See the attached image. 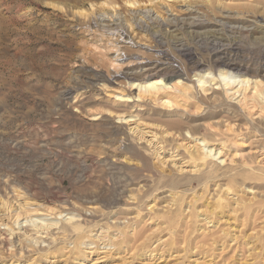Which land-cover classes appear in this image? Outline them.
Instances as JSON below:
<instances>
[{"label":"rangeland","instance_id":"obj_1","mask_svg":"<svg viewBox=\"0 0 264 264\" xmlns=\"http://www.w3.org/2000/svg\"><path fill=\"white\" fill-rule=\"evenodd\" d=\"M219 58L264 80V0H0V201L13 214L27 200L62 212L0 219V264H264V165L241 169L240 156L228 165L215 155L231 121L253 159L264 150V117L250 118L237 104L242 96L226 94ZM177 74L196 93L179 114L161 101L133 104L132 82ZM201 77L211 88L204 93ZM132 112L164 127L180 115L178 133L204 137L213 149L201 168L213 171L210 180L193 174L176 188L177 201L165 197L171 190L152 149L116 117ZM141 150L150 171L136 169ZM72 215L77 232L63 224ZM36 222L57 227L41 233Z\"/></svg>","mask_w":264,"mask_h":264},{"label":"bare ground","instance_id":"obj_2","mask_svg":"<svg viewBox=\"0 0 264 264\" xmlns=\"http://www.w3.org/2000/svg\"><path fill=\"white\" fill-rule=\"evenodd\" d=\"M128 1V0H127ZM219 1V0H218ZM132 3V1H130V4ZM137 3V1H136ZM166 5L169 8H173L175 5L174 3H168L166 2ZM177 4V3H175ZM103 7V6H102ZM176 7V6H175ZM216 10V9H215ZM251 13V12H250ZM198 26V25H197ZM219 61H217V65L221 66V68H223L220 71V76L223 78L221 79V81L223 82V85L225 87V92L226 94L229 96L231 94L230 91H233L232 95H236L237 93H239L240 97L237 104L240 108H242L243 110H245L247 113V115H249L250 118H252L254 116V114H258V117H264V80L260 79V78H256V79H251L241 75L239 69H237L236 67L234 68V63H232L230 60L227 59H218ZM235 70L237 71L236 73H239L240 76L238 74L234 75ZM213 71V70H212ZM245 72V71H244ZM195 74V73H194ZM118 75V74H117ZM181 75L177 74L175 75V79L171 78V80L169 79L167 82L163 80V78H154L155 80H149V81H135L132 82V85H128L131 86V91L132 92L134 89L136 90V94L133 96V104H136L138 107H142V105L144 106L145 103H151L154 106H156L157 102H162V105H165L166 107L169 106H173L175 109V112H181L180 110H178L177 108L179 106H182V103L185 104L186 99L188 100V97H191V95H193L192 97H196V93H191L192 92V85H190L189 83H186L184 81H182V79L180 78ZM161 77V76H160ZM134 78V77H133ZM153 79V78H152ZM138 80V79H137ZM193 80V79H192ZM195 80V79H194ZM199 87L200 90L204 93L207 90H210L211 88H209L208 86H206V83L209 81L207 79H205L204 77L199 78ZM197 81V82H198ZM211 81H215L214 84H218L217 82V78L214 77L213 79H211ZM221 82V83H222ZM212 85V84H211ZM121 86V85H120ZM119 86V87H120ZM127 87V86H126ZM211 87V86H210ZM108 88V87H107ZM216 89V88H214ZM114 92H116V96L119 97V99H123L125 100L124 97L126 98V102L128 103L129 101H131V96H128L127 93L124 90H119L117 88L113 89ZM134 90V91H135ZM105 91V90H104ZM216 93V97L213 99V101H218L220 99V96H218L220 93L218 91L213 90V96ZM76 93V92H75ZM132 94V93H131ZM133 95V94H132ZM199 95V94H198ZM212 96V95H211ZM137 98V99H135ZM118 100V99H117ZM119 101V100H118ZM222 102V101H220ZM190 103V102H189ZM114 104V103H113ZM218 104V103H216ZM215 104V107H216ZM135 105V107H137ZM147 106V105H146ZM149 106V105H148ZM219 106V105H218ZM145 107V106H144ZM165 107V108H166ZM191 107V106H190ZM198 107V106H197ZM93 108V107H92ZM202 108V107H201ZM200 108V109H201ZM210 108V107H209ZM167 109V108H166ZM169 109V108H168ZM170 110V109H169ZM216 110V108H215ZM214 110V111H215ZM218 110V109H217ZM241 111V110H240ZM92 112V111H91ZM95 112V111H94ZM101 112V111H100ZM242 112V111H241ZM98 113V112H97ZM89 114V113H88ZM130 115H126L125 113H120L117 114L116 117L123 121V123L125 122L126 124H128L129 126V133L130 134H135V136L137 137L138 142L143 141L144 143H147V145L152 149L151 152L154 155V158L156 159V161L159 162L160 167H162V172L163 174L160 175V180L165 181L166 185L168 186L171 190V193L168 195H166L165 197H171V196H177L179 194V191L176 190V188L178 186H180V184L182 183V181L184 182L185 180L191 181V178L193 177V174H199L196 175V178L199 181L202 180H206L207 178H210L213 176V171L210 168H206L204 169V171H202L203 169L201 168H205L207 161L209 159V156L213 149H208L207 147H203L206 146L209 141L204 138V137H193V135L191 137H187L185 135V133H183V131H181L180 133H178L179 131L175 128H181L182 127V123L183 120L180 118V115L178 118H172V121L169 122V124L167 126H171L173 129V131H171L167 126H162L159 125L158 122L154 123V124H149L147 122H144V120L140 118H138L139 114H133L129 113ZM144 114V113H143ZM97 114L92 113L90 114V120H95L98 119V117H96ZM175 116V115H174ZM215 116V115H214ZM213 116V117H214ZM246 116V115H245ZM173 117V116H172ZM222 117V116H221ZM203 118V117H202ZM153 120V119H152ZM167 120V119H166ZM169 120V119H168ZM159 121V120H158ZM210 121V120H209ZM251 121V120H250ZM258 121V120H257ZM260 121V120H259ZM107 122V121H106ZM154 122V121H152ZM211 122V121H210ZM244 122V121H243ZM163 123V121H162ZM190 123V122H189ZM208 123V122H207ZM228 123V122H226ZM231 123V121L229 122ZM228 123V127H226L228 129V136L225 137V141L226 142H221V146L215 151V155L222 157V162L226 163L227 161H229L230 165L231 163H234V161L236 160L235 158H237L238 156H240V160L238 161L237 166L241 167V169H249L251 170L253 168V165L256 164L259 166H263L264 165V150H253L255 154V157L252 159L250 155V151L244 152L243 147L248 146V144L246 143L245 140H240L238 138H235L238 136V132L241 131V127L239 126H235L234 124H229ZM263 123V122H262ZM165 124V123H163ZM167 124V123H166ZM187 124V123H186ZM205 125V124H204ZM243 125V124H241ZM247 125V124H245ZM244 125V126H245ZM251 125V123H250ZM262 125V124H261ZM188 126V125H187ZM211 126V130L214 132L215 135H220L216 130L215 126L210 124ZM197 127V126H196ZM257 127V126H256ZM248 128V127H247ZM258 128V127H257ZM263 128V127H262ZM183 129V128H182ZM185 129V128H184ZM193 131L191 130L192 134H196L198 131V128H192ZM200 129V128H199ZM226 129V130H227ZM250 129V128H249ZM264 129V128H263ZM188 131V130H187ZM223 132V131H222ZM251 132V131H250ZM249 132V133H250ZM255 131H253L254 133ZM260 132V131H259ZM188 133V132H187ZM190 133V132H189ZM225 133V132H224ZM226 134V133H225ZM243 134V133H242ZM248 134V133H247ZM252 134V133H251ZM256 135V134H255ZM262 136V134H260ZM224 136V135H223ZM226 136V135H225ZM258 136V135H257ZM264 136V135H263ZM165 137L167 140L165 139ZM219 137V136H218ZM222 137V136H221ZM248 137V136H247ZM254 137V136H253ZM243 138V137H242ZM251 138V137H250ZM261 138V137H259ZM263 138V137H262ZM217 139V138H216ZM227 139V140H226ZM213 140V139H212ZM253 140V139H252ZM169 141L170 144L172 143V141L175 143L173 144V148L174 149V145H175V150L171 152L168 150L166 151L165 149V145L164 143ZM230 142L229 144H227V142ZM132 142V141H131ZM248 142V141H247ZM263 142V141H262ZM216 144V143H215ZM251 144V143H250ZM263 144V143H262ZM212 146V145H211ZM259 146V145H258ZM262 146V145H261ZM185 148L186 152L188 153L187 156H180L182 153H176L177 151H179L180 149ZM217 147V146H216ZM227 147H229V149L233 152L232 154V158L231 156H229L228 153H230L231 151H229V149H227ZM251 147V146H250ZM168 148V146H167ZM178 148V149H177ZM264 148V146L262 147ZM136 149V148H135ZM149 149V148H148ZM251 149V148H250ZM249 149V150H250ZM165 150V151H164ZM229 151V152H228ZM133 152V151H132ZM167 152V154H165ZM213 153V152H212ZM252 155V154H251ZM148 153L146 152H142L141 151H137L135 153V157L140 161V165L136 166V169H138V171H150V167L153 164H150V160L148 159ZM216 156V157H217ZM214 158V157H212ZM130 159V156H129ZM117 160V159H116ZM132 160V158H131ZM254 160V161H253ZM125 159H122L121 162L125 163ZM134 162V161H133ZM214 162V161H213ZM158 165V164H157ZM189 167V170L185 167ZM158 167V166H157ZM237 167L236 170H239V168ZM215 168V167H214ZM260 169V168H259ZM171 173L172 171H176L177 175L179 173H183L180 176L178 175H171L168 171ZM221 170V169H220ZM234 170V169H233ZM152 171V170H151ZM242 171V170H241ZM252 171V170H251ZM140 172V173H141ZM165 172V173H164ZM166 172H168L166 174ZM223 172V171H222ZM147 173V172H146ZM185 173V175H184ZM216 173V172H215ZM246 173V171H245ZM150 174V173H149ZM154 174V173H153ZM231 174V173H230ZM184 175V176H183ZM159 176V174H158ZM173 176V177H172ZM226 176V175H225ZM216 178V177H215ZM193 179V180H194ZM214 179V178H213ZM208 180V179H207ZM206 180V181H207ZM218 181V180H217ZM214 182V181H213ZM160 185V184H159ZM149 186V185H148ZM181 187V186H180ZM218 187V186H217ZM184 188V187H183ZM216 189V188H215ZM16 190V189H15ZM161 190V189H160ZM20 193V192H19ZM156 193V192H155ZM162 193V192H161ZM16 195V194H15ZM213 195V194H212ZM22 196L19 194H17L16 198L19 200ZM212 197V196H211ZM175 200L177 201V197L175 198ZM174 200V201H175ZM50 201V200H49ZM170 201V200H169ZM173 201V200H172ZM173 201V202H174ZM16 202V200H15ZM46 202V201H45ZM168 202V201H167ZM208 202V200H207ZM238 202V201H237ZM62 203H64L62 201ZM244 203V202H243ZM52 204V203H51ZM56 204V203H55ZM172 204V203H171ZM12 205V204H11ZM17 208H15L14 212L15 214H13L11 212V210L7 207V203L5 202V200H1L0 201V219L4 220V217L6 219V222H10L11 220L14 221L18 220V218L22 215V211H26V213H30L31 210H34V212H39V209H43L44 211L47 210H57L56 212H58L59 216L62 215V212H60V209H57V205L55 207L53 206H49V205H44L43 202L39 203V202H30V201H24V202H19L17 204ZM35 205L34 209H31V206ZM72 205V204H71ZM167 205V204H166ZM174 205V204H173ZM90 206V205H89ZM98 206V205H97ZM95 207V205H94ZM92 208L95 213L98 211L95 208ZM190 207V206H189ZM213 207V206H212ZM12 208V207H11ZM18 208H20L19 210H17ZM64 209V208H63ZM174 209V208H173ZM22 210V211H21ZM188 210V209H187ZM50 211V212H51ZM48 212V211H47ZM25 213V212H24ZM42 213V212H41ZM45 213V212H44ZM94 213V214H95ZM51 214V213H50ZM57 214V213H56ZM57 214V216H58ZM73 214V213H72ZM26 215V214H25ZM38 215V214H37ZM29 216V215H28ZM35 216V215H34ZM26 218V217H25ZM24 218V219H25ZM208 218V217H206ZM20 222H21V218ZM86 219V218H85ZM30 220V219H29ZM45 221V219H44ZM168 221L171 222L174 221L173 217H168ZM5 222V221H4ZM2 222V223H4ZM18 222V221H17ZM19 222V223H20ZM23 222V220H22ZM15 223V222H14ZM10 224V223H9ZM63 224L65 226L66 230H71L74 232H77L80 229V225L81 222H78L75 219V216H67V219L64 221L63 220ZM24 225V224H23ZM22 225V226H23ZM56 223H51V222H47V223H43V222H36L34 224L35 227H37L38 232L44 233L45 231H48L49 228L52 227H57L55 226ZM27 226V225H26ZM9 228V227H8ZM19 228H23V227H19ZM32 228V227H31ZM25 229V228H24ZM23 229V230H24ZM89 229V228H88ZM22 230V231H23ZM29 230V229H28ZM27 230V231H28ZM36 230V229H35ZM105 230V229H104ZM12 231V230H11ZM30 231V230H29ZM32 231V230H31ZM30 231V232H31ZM50 231V230H49ZM16 232V231H14ZM21 232V231H19ZM25 232V231H24ZM23 232V233H24ZM53 232V231H52ZM9 233V232H8ZM40 233V234H41ZM97 233V232H96ZM101 233V232H100ZM99 233V234H100ZM105 234V233H104ZM21 235V234H20ZM24 235V234H23ZM47 235V234H46ZM98 235V234H97ZM102 235V234H101ZM39 236V235H38ZM92 236V235H91ZM17 237V236H16ZM19 237V236H18ZM26 237V235H25ZM30 237V236H29ZM34 237V236H33ZM99 237V236H98ZM97 237V238H98ZM50 238V237H49ZM53 238V236H52ZM2 239V238H1ZM7 239V238H6ZM18 239V238H17ZM58 239V238H57ZM161 239V238H160ZM49 240V239H48ZM109 240V239H108ZM168 239L165 240H160L159 244L167 241ZM3 241V240H2ZM41 241V240H40ZM43 242V241H42ZM51 242V240H50ZM123 242V241H122ZM131 242V241H130ZM20 243V242H19ZM26 243V242H25ZM182 243V242H181ZM8 244H10L8 242ZM49 245V244H48ZM22 246V245H21ZM108 246V245H107ZM183 246V245H182ZM2 248V247H1ZM9 248V247H8ZM4 249V248H3ZM81 249V248H80ZM131 249V248H130ZM136 249V248H135ZM22 250V248H21ZM255 250V249H254ZM20 252V251H19ZM106 253V252H105ZM100 258V257H99ZM95 263L97 262H101V261H94Z\"/></svg>","mask_w":264,"mask_h":264}]
</instances>
